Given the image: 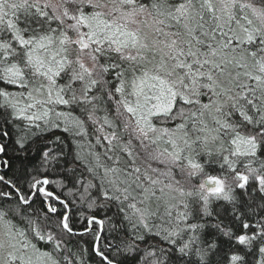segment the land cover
<instances>
[{"label":"snow or ice","instance_id":"1","mask_svg":"<svg viewBox=\"0 0 264 264\" xmlns=\"http://www.w3.org/2000/svg\"><path fill=\"white\" fill-rule=\"evenodd\" d=\"M105 95L115 115L104 117L111 130L97 129L96 143L111 164L90 153L95 166L88 170L100 187L89 209L116 205L134 240L144 239L135 234L141 229L151 231L154 217H167L170 227H154L170 244L190 230L177 251L196 259L185 264H210L217 243L201 247L196 230L204 225L189 219L215 217L219 235L257 251L264 264V0H0V108L29 128L60 121L82 136L84 121L57 106L91 105L81 111L95 123L93 101ZM25 181L26 190L0 176L8 188L0 190V264H60L53 252L61 251V234L29 213L37 195L45 222L54 217L63 235L94 232L95 254L114 264L96 243L105 219L88 215L77 232L47 177ZM94 187L84 186L81 201ZM125 247L135 251L134 243ZM241 260L230 257L231 264Z\"/></svg>","mask_w":264,"mask_h":264},{"label":"trees","instance_id":"2","mask_svg":"<svg viewBox=\"0 0 264 264\" xmlns=\"http://www.w3.org/2000/svg\"><path fill=\"white\" fill-rule=\"evenodd\" d=\"M20 18L23 19V14H20ZM7 90L10 92L19 91L12 87H8ZM127 90H131L130 85ZM77 95H80L79 91ZM129 99L134 102L133 97L129 96ZM0 103H3L2 98H0ZM93 103L97 106L94 113L95 123L88 119L87 111H81L83 107L90 110L91 105H76L75 108L72 106L71 109L57 106V110L70 111V119L84 121L86 135L82 136H74L72 132L64 131V124L60 121H58L60 126L56 128L45 126L42 121L37 122L38 126L29 128L23 119L17 120L12 117L11 109L0 108V147L4 148V151L0 152V176H3L5 181H11L16 187H23L25 190L27 189L26 177L30 178L32 175L47 177L51 181L47 186L48 189L59 194L69 205L68 211L72 216V227L77 232L84 230V221L88 215L105 219L106 227L101 233L102 239L96 243L114 264H154V262L185 264L189 259H196L195 256H185L181 259L177 251L183 241L192 234L190 230L183 233L181 238L176 239L175 244H170L162 239V235H157L158 229L154 225H160L161 229L170 227L167 224V217L164 219L152 218L150 220V225L153 226L151 231L141 229L135 234L143 235L144 239L134 240L133 231L129 230L130 225L122 219L123 214L117 215L116 205L109 203L102 210H98L96 207L89 209V203L99 196L100 187V181L93 179V174L88 170L89 165L95 166L90 153L96 152L99 155L101 153V164H111V161H108L107 157L103 155L104 149L96 143V138L101 136L97 131L100 127H103L105 132L111 130L107 125H104V117L108 116L112 119L115 115V104L108 102L106 95L103 99L93 101ZM75 110L79 115H76ZM117 122L119 123V121ZM125 140H127V135H125ZM21 144L24 145L23 149ZM45 153H48L47 157ZM254 166L257 165L254 164ZM238 169L243 170V165H238ZM96 171L100 172L101 175L103 174L102 169H96ZM90 182L95 187L90 188L89 194H86L85 199L81 201L80 196L84 193V186ZM229 182L231 183V181ZM185 187L186 189L190 188L187 185ZM0 190L7 191L8 188L0 182ZM194 190L198 191L199 189L196 186ZM237 191L241 190L237 189ZM245 199L247 198L245 197ZM222 203L224 202H214L213 207ZM57 207L61 212L66 211L60 205ZM217 211H219L218 207ZM43 212H46V209L43 208L42 198L37 195L29 213L39 217L42 227L46 224L50 225L53 235L61 234L57 236L60 239L61 251L59 253L53 252L60 264H65L64 256H68L72 264H81V262L82 264H103L93 249L94 232H88L83 236L63 235L61 229L56 227L55 218L45 222ZM162 214L163 212H161ZM173 214L175 215V212ZM12 215L10 213V216ZM13 218L19 223L18 217L13 216ZM220 218L224 221V225L231 227L237 235L244 231L237 222L230 218L223 216ZM113 222L116 225L115 229L112 227ZM189 222L204 225L202 229L196 230L201 237V247L208 248L206 241L217 243L215 251L209 250L210 264H231L230 257L233 254L242 257V260L236 264H259L260 257L257 251L246 249L244 246L236 244L234 240L229 241L216 232L212 227L216 223L215 217L212 219L207 217L193 219L190 217ZM24 227L27 228V225ZM252 231L248 230V234L251 235ZM129 243H134V252L126 250L125 246ZM67 249H71V251H66ZM146 253H152V255H146Z\"/></svg>","mask_w":264,"mask_h":264},{"label":"rangeland","instance_id":"3","mask_svg":"<svg viewBox=\"0 0 264 264\" xmlns=\"http://www.w3.org/2000/svg\"><path fill=\"white\" fill-rule=\"evenodd\" d=\"M73 106H74V108L76 107V105H73ZM58 107H60V106H58ZM91 107H92V106H91ZM90 110H91V108H90ZM76 111H77V110H75L74 112L76 113ZM76 115H79V114L76 113ZM40 122H41V121H40ZM38 123H39V122H38ZM150 135H151V134H150ZM100 156L102 157V154H101V153H100ZM153 175H155V174H153ZM196 184H197L196 186H197V188H198V184H199V181H198V180L196 181ZM187 186H189V187L191 188V185H187ZM198 189H199V188H198ZM153 207H155V205H153ZM161 212H163V207H161V209H160V213H161Z\"/></svg>","mask_w":264,"mask_h":264}]
</instances>
